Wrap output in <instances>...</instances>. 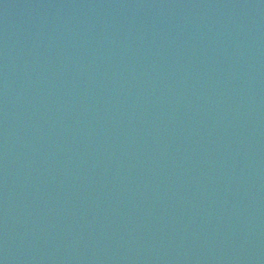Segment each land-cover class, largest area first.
I'll return each instance as SVG.
<instances>
[{
    "label": "water",
    "instance_id": "1",
    "mask_svg": "<svg viewBox=\"0 0 264 264\" xmlns=\"http://www.w3.org/2000/svg\"><path fill=\"white\" fill-rule=\"evenodd\" d=\"M0 264H264V0H0Z\"/></svg>",
    "mask_w": 264,
    "mask_h": 264
}]
</instances>
